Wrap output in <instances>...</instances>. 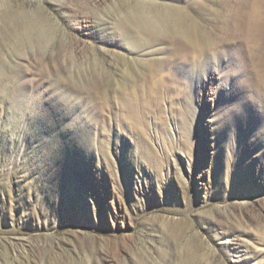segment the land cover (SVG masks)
Here are the masks:
<instances>
[{
    "label": "rangeland",
    "instance_id": "rangeland-1",
    "mask_svg": "<svg viewBox=\"0 0 264 264\" xmlns=\"http://www.w3.org/2000/svg\"><path fill=\"white\" fill-rule=\"evenodd\" d=\"M0 264H264V0H0Z\"/></svg>",
    "mask_w": 264,
    "mask_h": 264
},
{
    "label": "bare ground",
    "instance_id": "bare-ground-1",
    "mask_svg": "<svg viewBox=\"0 0 264 264\" xmlns=\"http://www.w3.org/2000/svg\"><path fill=\"white\" fill-rule=\"evenodd\" d=\"M194 43V42H193ZM208 44V43H207ZM190 45V44H189ZM193 45V44H192ZM183 47V46H182ZM195 47H196V45H195ZM195 47H194V49H195ZM193 48V47H192ZM198 48V47H197ZM178 49V48H177ZM195 51V50H194ZM198 53V52H197ZM179 55V54H178ZM132 103V102H131Z\"/></svg>",
    "mask_w": 264,
    "mask_h": 264
}]
</instances>
